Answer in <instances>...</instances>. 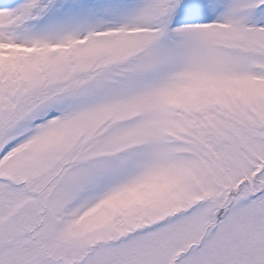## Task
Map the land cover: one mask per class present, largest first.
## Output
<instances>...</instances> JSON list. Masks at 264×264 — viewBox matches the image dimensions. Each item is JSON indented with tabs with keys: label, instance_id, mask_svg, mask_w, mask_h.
Returning <instances> with one entry per match:
<instances>
[{
	"label": "snow or ice",
	"instance_id": "6c2138e0",
	"mask_svg": "<svg viewBox=\"0 0 264 264\" xmlns=\"http://www.w3.org/2000/svg\"><path fill=\"white\" fill-rule=\"evenodd\" d=\"M0 264H264V0H0Z\"/></svg>",
	"mask_w": 264,
	"mask_h": 264
}]
</instances>
